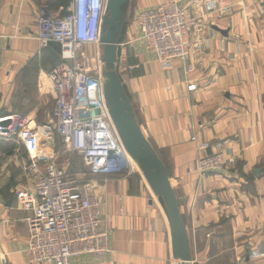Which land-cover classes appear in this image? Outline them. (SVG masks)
I'll return each instance as SVG.
<instances>
[{"label":"crops","instance_id":"crops-1","mask_svg":"<svg viewBox=\"0 0 264 264\" xmlns=\"http://www.w3.org/2000/svg\"><path fill=\"white\" fill-rule=\"evenodd\" d=\"M164 1L130 0L125 31L134 13ZM44 2L0 0V114L10 110L23 70L48 54L36 38ZM183 4L197 18L196 34L211 37L209 50L193 49L194 71L186 74L179 59L164 68L141 42L125 50L117 71L142 133L167 168L191 260L172 256L169 223L144 177L110 174L89 188L100 201L109 251L72 256L71 264H264V0ZM189 82L196 89L187 91ZM49 86L39 71L33 96L44 99ZM216 151L234 163L200 174L196 160ZM29 214L11 193H0V264H30Z\"/></svg>","mask_w":264,"mask_h":264},{"label":"built area","instance_id":"built-area-1","mask_svg":"<svg viewBox=\"0 0 264 264\" xmlns=\"http://www.w3.org/2000/svg\"><path fill=\"white\" fill-rule=\"evenodd\" d=\"M184 1L167 0L134 13L130 29L118 44L116 70L119 58L122 62L126 58L125 50L141 42L164 68L179 59L185 63L186 74L194 71L192 51L209 50L211 37L196 34L197 18ZM105 5L106 0H70L62 15L41 9L36 38L41 48L50 42L60 46L62 62L43 75L55 100V128L67 149L79 154L94 174H130L133 159L119 139L104 98L102 54L92 56L87 48L102 46L99 37ZM186 89L192 91L196 84L189 82ZM0 135L14 136L27 155L24 171L32 186L15 194L18 206L30 211L26 261L71 264L72 256H104L109 251L107 232L102 227L100 201L90 194L89 184L80 183L54 155L42 153L36 127L11 116L7 123L0 120ZM233 162L232 156L216 152L198 158L196 168L206 174Z\"/></svg>","mask_w":264,"mask_h":264},{"label":"water","instance_id":"water-1","mask_svg":"<svg viewBox=\"0 0 264 264\" xmlns=\"http://www.w3.org/2000/svg\"><path fill=\"white\" fill-rule=\"evenodd\" d=\"M129 1L106 0L99 37L102 45V61L105 64L104 98L126 153L131 159L139 162L141 175L156 197L169 223L172 256L181 261H190L188 236L179 212L175 191L169 182L167 168L142 133L132 103L115 68L118 44L124 36L127 22ZM96 112L98 113L99 110L96 109ZM11 200L12 198L8 201Z\"/></svg>","mask_w":264,"mask_h":264},{"label":"rangeland","instance_id":"rangeland-1","mask_svg":"<svg viewBox=\"0 0 264 264\" xmlns=\"http://www.w3.org/2000/svg\"><path fill=\"white\" fill-rule=\"evenodd\" d=\"M41 5L42 6L40 7L39 14L41 9H45L50 13L52 12L57 15H62L66 9V7L57 6L56 3L49 0H45V2ZM50 43L53 44L50 45ZM50 43L46 47H43L45 50H48V54L43 55L41 60L38 59L37 61L35 60L33 63H31L29 66V72L26 74H20L18 78L19 80L17 82L18 85L15 86V89L12 93L14 94V98L11 100L12 106L11 108L9 107V111L0 114V118L6 120L7 123L8 117L14 116L16 119L22 120L24 123L29 124L30 127H36L41 134L42 153L46 156L54 155L55 160L59 165H66L71 172L77 175L80 183H88L90 188V184L93 185V181L102 174L92 173L90 168L85 165L82 157L79 154L76 152H71L67 149V146L55 128V100L51 91L49 90L48 95L46 97L44 96V99L42 100H39L37 97L33 96V89L38 77V72L42 71L44 74L46 71H49L52 67H55L62 62L60 50L58 51L55 47L59 46V44L55 42ZM96 47L93 45L87 46L92 56L99 52L102 54V46L99 48ZM88 67L91 68L92 65L90 64ZM104 69L105 64L102 65V70ZM216 152H212L204 156H208ZM26 160V152L21 147V145L15 141L14 136L0 135V193H11L16 203V191L22 189H15L16 185L19 183L24 184L25 182L29 183L30 187L32 186V181L26 176L24 171V167L27 164ZM228 165H226L224 168H226ZM214 173L216 172H208L206 174ZM130 174L142 176L141 173L134 171Z\"/></svg>","mask_w":264,"mask_h":264},{"label":"trees","instance_id":"trees-1","mask_svg":"<svg viewBox=\"0 0 264 264\" xmlns=\"http://www.w3.org/2000/svg\"><path fill=\"white\" fill-rule=\"evenodd\" d=\"M49 1H52V2H54V3H56V5L57 6H63V7H66V9H67V7H68V5H69V3H70V0H49ZM66 9H65V11H66ZM65 11H64V13H65ZM63 13V14H64ZM51 44H53V43H50V45ZM56 48H57V50L59 51L60 50V48H59V46H55ZM44 49V48H43ZM56 50V49H55ZM35 61V59H33L32 60V62L31 63H33ZM30 63V64H31ZM29 70H30V68H29V65L23 70V74H26L27 72H29ZM122 81V80H121ZM122 84H123V82H122ZM123 86H124V89H125V91H126V93H127V95H128V97H129V99H130V95H129V92H128V90H127V88H126V86L123 84Z\"/></svg>","mask_w":264,"mask_h":264},{"label":"bare ground","instance_id":"bare-ground-1","mask_svg":"<svg viewBox=\"0 0 264 264\" xmlns=\"http://www.w3.org/2000/svg\"><path fill=\"white\" fill-rule=\"evenodd\" d=\"M134 172L141 173L140 164L137 160H132Z\"/></svg>","mask_w":264,"mask_h":264}]
</instances>
